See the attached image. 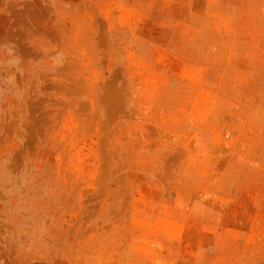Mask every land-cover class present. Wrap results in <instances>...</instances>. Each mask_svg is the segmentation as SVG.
Here are the masks:
<instances>
[{
  "label": "rangeland",
  "instance_id": "374dc122",
  "mask_svg": "<svg viewBox=\"0 0 264 264\" xmlns=\"http://www.w3.org/2000/svg\"><path fill=\"white\" fill-rule=\"evenodd\" d=\"M0 264H264V0H0Z\"/></svg>",
  "mask_w": 264,
  "mask_h": 264
}]
</instances>
